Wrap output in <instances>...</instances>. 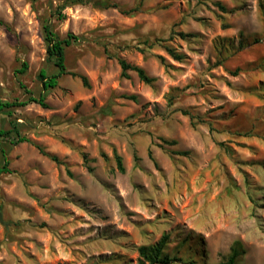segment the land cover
Here are the masks:
<instances>
[{
	"label": "rangeland",
	"instance_id": "rangeland-1",
	"mask_svg": "<svg viewBox=\"0 0 264 264\" xmlns=\"http://www.w3.org/2000/svg\"><path fill=\"white\" fill-rule=\"evenodd\" d=\"M81 2L0 0V101L46 104L0 113V264H264V0ZM44 24L79 37L47 91Z\"/></svg>",
	"mask_w": 264,
	"mask_h": 264
},
{
	"label": "trees",
	"instance_id": "trees-1",
	"mask_svg": "<svg viewBox=\"0 0 264 264\" xmlns=\"http://www.w3.org/2000/svg\"><path fill=\"white\" fill-rule=\"evenodd\" d=\"M69 1L73 4L82 3L81 0H69ZM217 7L221 11H224V9L221 6L217 5ZM0 25H2L1 22ZM42 37L45 43L46 62L51 64L54 68V73L52 74H48L46 69H40L37 74V79L41 83L42 90L47 91L57 86L58 80L61 76L68 74L66 72V67H65V49L70 47L72 44L76 43L77 41H79V37L73 34H67L65 38L59 39L51 30L48 24H44L42 26ZM219 46L221 47V44H219ZM168 51L169 54L172 56V58L176 60H180L182 58L181 56L176 55L173 51L169 49ZM117 62L121 68V76L123 78H128V74H127L128 71H135L138 79L142 83L147 85L153 83V79L149 78L142 69L132 67L128 63H126L123 59L120 58L117 59ZM26 70H27V64L25 62H22L20 68L15 70V74L18 76L23 75L26 72ZM69 75L78 78L84 87H88L87 79L84 76L75 73H70ZM25 93L28 96L24 102L3 103L0 101V113L5 109H10L15 106H23L30 102L36 103L42 107H46V104L44 103L43 95L35 97L32 96L31 92L27 90H25ZM184 114L187 115V112H184ZM17 128L18 125L16 124V122L12 124L9 130H3L0 127V142L6 141L12 146L24 142L26 139L20 135V132ZM39 152L43 155H46L41 148H39ZM1 153L3 156V163L2 166L0 167V174H3L8 172L7 170L8 162L4 156L3 151H1ZM48 157L50 158V160L56 163L58 162L56 157L54 156H48ZM115 162L117 169L120 172H122L123 167L121 164V159L118 156H115ZM0 223L4 224L2 222L1 212H0ZM166 243H167V236H163L157 243L153 245L138 247L137 252L142 263L171 264L177 261V259L169 257L164 252ZM241 253L242 252L239 249L238 244L236 243V245L232 248L231 253L228 255V257L219 264H237L236 262L237 258L241 255Z\"/></svg>",
	"mask_w": 264,
	"mask_h": 264
}]
</instances>
